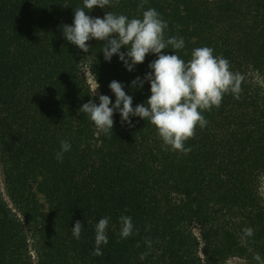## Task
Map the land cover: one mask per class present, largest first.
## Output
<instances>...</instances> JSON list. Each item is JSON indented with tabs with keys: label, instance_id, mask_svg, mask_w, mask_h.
<instances>
[{
	"label": "trees",
	"instance_id": "trees-1",
	"mask_svg": "<svg viewBox=\"0 0 264 264\" xmlns=\"http://www.w3.org/2000/svg\"><path fill=\"white\" fill-rule=\"evenodd\" d=\"M81 7L83 0H0V264H226L231 256L259 264L264 0H111L85 9L92 17L110 11L142 19L154 8L167 22L165 39L185 42L164 54L187 62L195 48L211 47L244 76L239 99L226 93L218 108L202 111L208 123L185 141L186 153L165 145L148 119L132 116L129 124L114 111L112 132L104 133L79 111L89 100L100 103L88 74L110 107L113 80L133 108L148 106L150 82H131L143 80L158 58L149 53L129 71L116 54L105 60V41L95 38L85 53L63 34ZM63 140L71 150L59 161ZM121 215L134 225L123 239ZM104 217L109 243L93 256L95 225ZM77 220L84 225L79 240L72 235Z\"/></svg>",
	"mask_w": 264,
	"mask_h": 264
},
{
	"label": "clouds",
	"instance_id": "clouds-1",
	"mask_svg": "<svg viewBox=\"0 0 264 264\" xmlns=\"http://www.w3.org/2000/svg\"><path fill=\"white\" fill-rule=\"evenodd\" d=\"M110 4L111 0H83V7L75 9L73 24L63 26V34L67 41L85 53L89 50L87 41L93 38L105 41L102 47L105 60L110 61L116 54L129 71L133 70L134 65L143 63L147 54H157L158 58L149 64L153 71L147 73L143 80L136 77L131 82L133 86L140 87L143 86L144 80L150 82L151 95L147 99L148 106L137 104L133 108L132 96L126 94L120 82L113 80L109 84L116 97L112 107L109 106L112 104L110 97L101 94L98 105L89 100L79 111L88 114L97 129L104 133L112 132L114 111H119L122 120L129 124L132 116L148 119L158 130V135L165 145L180 152L190 151V148H185V141L195 136L197 126L203 128L208 123L202 111H210L213 106L218 108L226 93L234 94L235 98L239 99L244 76L238 72L234 73L229 61L214 55L211 47L195 48L187 62L176 53L164 54L163 49L171 46L172 49L179 50L184 48L185 42L183 38L175 36L165 39L167 22L154 8L145 10L142 19H129L124 14L116 15L110 11L100 18L85 12V9L91 10L94 6L104 8ZM138 7L142 8L143 4ZM121 46L127 47L126 53L120 51ZM97 88L98 83L93 90L94 95ZM60 146L61 150L56 154V159L62 161L63 153L71 150V144L63 140ZM119 220L121 238L130 237L134 232L132 218L121 215ZM108 225V217L99 219L95 225L93 256H102L101 246L109 243L106 231ZM83 226V223L77 220L72 227V235L77 240L81 238ZM243 232L248 237L254 235V229L251 227L244 228ZM146 243L150 248L151 240H146ZM146 255L147 252L142 253L141 259ZM254 259L259 264H264L258 253L254 255Z\"/></svg>",
	"mask_w": 264,
	"mask_h": 264
},
{
	"label": "rangeland",
	"instance_id": "rangeland-1",
	"mask_svg": "<svg viewBox=\"0 0 264 264\" xmlns=\"http://www.w3.org/2000/svg\"><path fill=\"white\" fill-rule=\"evenodd\" d=\"M88 81L91 85V88L92 90H94V88L97 86V84L95 83V81L91 78V76H89L88 74ZM94 92V91H93ZM101 91L99 89V87L97 88L96 90V96L98 97L99 99V96L101 95ZM0 180H1V174H0ZM259 191H260V194L261 196L264 198V173L262 174V176L260 177L259 179ZM1 186H2V183H1ZM2 189H3V186H2ZM4 191V190H3ZM5 195V194H4ZM194 231L197 233L198 235V226L196 224H194V227H193ZM32 253V258L34 260L35 259V255H34V252L31 251ZM252 261L249 260L248 258H245V257H239V256H231L227 259L226 261V264H252L251 263Z\"/></svg>",
	"mask_w": 264,
	"mask_h": 264
}]
</instances>
